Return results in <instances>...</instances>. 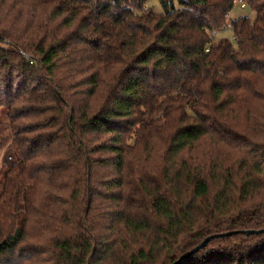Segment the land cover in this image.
I'll return each mask as SVG.
<instances>
[{
  "label": "trees",
  "instance_id": "trees-1",
  "mask_svg": "<svg viewBox=\"0 0 264 264\" xmlns=\"http://www.w3.org/2000/svg\"><path fill=\"white\" fill-rule=\"evenodd\" d=\"M149 1L0 0V264H264V0Z\"/></svg>",
  "mask_w": 264,
  "mask_h": 264
},
{
  "label": "rangeland",
  "instance_id": "rangeland-1",
  "mask_svg": "<svg viewBox=\"0 0 264 264\" xmlns=\"http://www.w3.org/2000/svg\"><path fill=\"white\" fill-rule=\"evenodd\" d=\"M239 1L242 2L243 0H238V2ZM241 2L237 3L233 7L230 14H228L229 17H228L227 27L218 33L217 32L211 33V36H213L217 41L228 40L233 44L235 48L237 47V42L235 40L232 22L241 17H248L251 20V22H254L255 16H256L255 12L250 7L242 8ZM148 6L152 7L157 13H161L163 11L161 5L159 4L157 0L149 1ZM21 80H23V78L17 79V82ZM0 190H1V187H0Z\"/></svg>",
  "mask_w": 264,
  "mask_h": 264
},
{
  "label": "water",
  "instance_id": "water-1",
  "mask_svg": "<svg viewBox=\"0 0 264 264\" xmlns=\"http://www.w3.org/2000/svg\"><path fill=\"white\" fill-rule=\"evenodd\" d=\"M239 233H245L247 235H252V234H261L264 233V229L258 230V231H254V230H250V231H234V232H229L227 233V235H232V234H239ZM223 235V234H221ZM218 236V235H216ZM216 236H210L208 238H206L203 242H201V244H199L197 247H195L191 252L185 254L181 259L190 256L191 254L197 252L200 250V248L204 247L212 238L216 237ZM180 259V260H181ZM179 260V261H180Z\"/></svg>",
  "mask_w": 264,
  "mask_h": 264
},
{
  "label": "built area",
  "instance_id": "built-area-1",
  "mask_svg": "<svg viewBox=\"0 0 264 264\" xmlns=\"http://www.w3.org/2000/svg\"><path fill=\"white\" fill-rule=\"evenodd\" d=\"M239 2H241V1H239ZM239 2H238V0H236V1H235V4H237V3H239ZM241 7H242V8H246V4H245L244 1L241 2Z\"/></svg>",
  "mask_w": 264,
  "mask_h": 264
}]
</instances>
